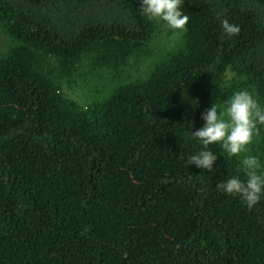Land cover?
I'll return each instance as SVG.
<instances>
[{
    "label": "trees",
    "instance_id": "trees-1",
    "mask_svg": "<svg viewBox=\"0 0 264 264\" xmlns=\"http://www.w3.org/2000/svg\"><path fill=\"white\" fill-rule=\"evenodd\" d=\"M140 6L0 0V264H264V197L216 187L246 155L264 170V125L239 156L208 145L214 170L188 163L213 103L264 107V0H184L183 42L144 77L128 70L157 24ZM96 76L89 104L64 94Z\"/></svg>",
    "mask_w": 264,
    "mask_h": 264
},
{
    "label": "clouds",
    "instance_id": "clouds-1",
    "mask_svg": "<svg viewBox=\"0 0 264 264\" xmlns=\"http://www.w3.org/2000/svg\"><path fill=\"white\" fill-rule=\"evenodd\" d=\"M183 3L184 0H141L139 8L149 19L162 21L174 32L183 33L187 31L189 22V16L181 8ZM222 28L229 37L240 32L238 25L229 23L226 19L222 21ZM201 119L204 121L203 125L195 131L190 130V138L199 141L203 149L191 155L188 163L195 164L197 168L214 170L217 155L207 150L208 145L220 143L228 157L245 152L246 146L258 132V125H264V107L249 91L240 90L228 98L223 109L213 103L201 114ZM241 165L245 179L230 176L216 187L226 195L238 196L252 208L264 197V170H261V164L255 155L244 156Z\"/></svg>",
    "mask_w": 264,
    "mask_h": 264
},
{
    "label": "rangeland",
    "instance_id": "rangeland-1",
    "mask_svg": "<svg viewBox=\"0 0 264 264\" xmlns=\"http://www.w3.org/2000/svg\"><path fill=\"white\" fill-rule=\"evenodd\" d=\"M138 1L141 2V0ZM155 21L157 24V31L150 45L151 54L148 58H144L140 64L135 61L131 62V67L128 70V76L144 77L154 61H156L160 56L175 50L183 42L184 32L176 33L169 29L162 21ZM11 44V39L0 27V56L9 49ZM100 77L107 78V76L93 77L92 81L86 83L85 86L65 85L63 92L71 99L89 104L91 101L90 99L93 97V94H95V89H97L95 84L99 85V83L102 84L104 82L100 79ZM84 96H86V99H84Z\"/></svg>",
    "mask_w": 264,
    "mask_h": 264
}]
</instances>
